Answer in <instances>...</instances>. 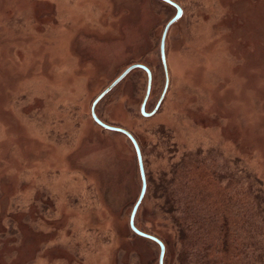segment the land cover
Returning a JSON list of instances; mask_svg holds the SVG:
<instances>
[{"label":"rangeland","instance_id":"rangeland-1","mask_svg":"<svg viewBox=\"0 0 264 264\" xmlns=\"http://www.w3.org/2000/svg\"><path fill=\"white\" fill-rule=\"evenodd\" d=\"M171 1L183 17L166 38L159 111L140 115L147 76L134 71L97 118L143 146L162 125L182 150L212 149L264 185V0ZM175 14L158 0H0V264H158L157 245L129 227L141 191L134 149L90 108L139 64L154 109ZM146 194L136 224L144 217L141 229L166 239L171 260L169 222Z\"/></svg>","mask_w":264,"mask_h":264},{"label":"trees","instance_id":"trees-1","mask_svg":"<svg viewBox=\"0 0 264 264\" xmlns=\"http://www.w3.org/2000/svg\"><path fill=\"white\" fill-rule=\"evenodd\" d=\"M126 131L147 163L146 195L155 202L152 214L169 222L174 258L166 239L141 229L144 217L141 228L137 218L135 226L164 245V264H264V185L259 178L236 161V170L231 169V160L212 149L182 150L173 131L162 125L144 146ZM156 162L161 165L153 172Z\"/></svg>","mask_w":264,"mask_h":264},{"label":"water","instance_id":"water-1","mask_svg":"<svg viewBox=\"0 0 264 264\" xmlns=\"http://www.w3.org/2000/svg\"><path fill=\"white\" fill-rule=\"evenodd\" d=\"M158 1H160L161 3H163L167 6L174 8L176 11V14H175V17L165 26L162 37H161L160 50L159 51H160L161 65H162V69H163L164 76H165V83H164L163 90L159 96V99H158L154 109L150 113L146 112V105H147V102L149 100L151 88H152V74L145 66L136 64V65H132V66L128 67L112 84H110L94 100V102L92 103L91 108H90V115H91L93 122L99 128H101L105 132H109L112 134H116V135H120L122 137H125L130 142V144L132 145V147L134 149L136 159H137L138 169H139V173H140L141 191H140L139 198H138V200H137L136 204L134 205L133 210L131 212V215L129 218V227H130V230L132 231V233L135 236H137L138 238H141L143 240L149 241V242L157 245V247L159 248V251H160L158 264H163V260H164V256H165L164 245L160 241H158L156 238L140 232L135 226L136 215H137L138 210H139V208H140V206L144 200V197L146 194V188H147L140 148H139L137 142L135 141V139L133 138V136L131 134H129L127 131H125L121 128H118V127H113V126L107 125V124L101 122L96 116V108L99 105V103L105 97H107L121 82H123L134 71H142L147 76L146 92H145V95H144V98L142 100L140 110H139L140 115L145 119H151L159 111V109H160V107H161V105H162V103H163V101L167 95L168 88H169V75H168V67H167L166 56H165L166 38H167V35H168L170 28L173 27L174 25H176L181 20V18L183 17V11L175 2H173L171 0H158Z\"/></svg>","mask_w":264,"mask_h":264},{"label":"flooded vegetation","instance_id":"flooded-vegetation-1","mask_svg":"<svg viewBox=\"0 0 264 264\" xmlns=\"http://www.w3.org/2000/svg\"><path fill=\"white\" fill-rule=\"evenodd\" d=\"M158 2H160V1H158Z\"/></svg>","mask_w":264,"mask_h":264}]
</instances>
